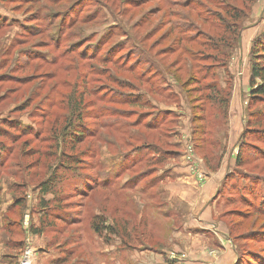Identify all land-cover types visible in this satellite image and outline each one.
<instances>
[{
  "label": "rangeland",
  "instance_id": "1",
  "mask_svg": "<svg viewBox=\"0 0 264 264\" xmlns=\"http://www.w3.org/2000/svg\"><path fill=\"white\" fill-rule=\"evenodd\" d=\"M186 2L0 0V242L15 264L182 263L194 205L168 188L180 168L194 197L217 195L225 264H264L263 134L247 135L236 167L248 114L264 109L247 106L264 0ZM221 5L247 14L227 63L197 45L222 34ZM211 82L206 101L195 89Z\"/></svg>",
  "mask_w": 264,
  "mask_h": 264
},
{
  "label": "trees",
  "instance_id": "2",
  "mask_svg": "<svg viewBox=\"0 0 264 264\" xmlns=\"http://www.w3.org/2000/svg\"><path fill=\"white\" fill-rule=\"evenodd\" d=\"M190 0H187L185 5H189ZM218 7V6H217ZM222 8H217V10L220 12H216L215 15L216 21L223 26L222 28V34L219 36H216L214 38H208L207 40L202 41L201 44H197L199 47V53L200 55H203L204 48L206 50H210L213 52V54L209 53V57H220L221 59H224L227 63L230 54L226 53L224 49L232 50L234 48V44L237 42L238 32H239V24L238 22H242L243 18L246 17V11L244 8L239 9L234 6H219ZM216 10V11H217ZM213 15V14H211ZM209 17L203 18V23L208 22ZM201 32V31H200ZM228 37V38H227ZM230 39V40H229ZM204 42V43H203ZM222 44L223 51L219 50V45ZM168 49H161L158 52V55L160 57H166L168 55ZM196 73L200 75L202 79L210 78L212 79V76L210 74V68L208 67H198L196 66ZM258 81V82H257ZM249 88L250 93L248 96V107L251 109L254 105H264V41L258 38L254 41L252 44L251 50H250V79H249ZM196 92L202 95L203 99L206 101L212 100V97L216 100L217 94H218V88L214 84V82H211L210 84H207V86H200L198 89H195ZM207 92V95L203 96L204 93ZM223 101V100H221ZM202 114L200 118H198L200 121H205L204 118V110L200 111ZM71 129V126L68 128ZM253 133H257L255 135V138L253 139V142H260L262 139L258 136L259 133L264 135V109H256L254 112H250L248 114V118L246 120V129L243 131L241 135V144L239 153L236 158V167L242 166L243 162L241 161V153L244 149L247 139V135H252ZM73 135L76 137H81L80 134H72L71 132L65 133L63 136H69ZM263 141V140H262ZM264 158V157H263ZM226 179V178H225ZM43 191L47 193L49 191V186L45 185ZM233 215L239 216L240 212H232ZM236 213V214H234ZM95 219L99 222V224H93L94 232L101 233V229L104 228L105 224L103 222V218L101 215L95 216ZM6 232L7 229L4 228ZM107 230V228H106ZM108 231H111L108 229ZM239 260V259H238ZM239 261H237L236 264H238Z\"/></svg>",
  "mask_w": 264,
  "mask_h": 264
},
{
  "label": "crops",
  "instance_id": "3",
  "mask_svg": "<svg viewBox=\"0 0 264 264\" xmlns=\"http://www.w3.org/2000/svg\"><path fill=\"white\" fill-rule=\"evenodd\" d=\"M253 33L254 32H252L250 29L247 35H244V38L247 37L249 42L253 37ZM248 54L249 52L246 55V61H248L249 58ZM175 171V175L177 176L176 183L179 184V188L174 187V185L168 188H170V191L178 192V195L186 198L190 202L192 201L191 203H193L194 205L190 210L191 213L189 214L187 220L184 223V229L187 230V233L189 234H187L188 237L192 235V238L190 237L188 244L183 247V252L180 249L178 250L185 255V259L180 264H225L226 258L232 259V254L229 253V250L225 245L224 241L226 240L227 242H229V244L231 242L229 241L225 233L221 232L219 225L216 222L212 221L210 216V208L209 205H207L210 204V201H212L217 195L214 194L209 199V201H206L204 203L201 198L194 197V190H192L193 188L191 186H188L186 184L184 185L182 183L185 178H188L186 171H184L182 168L176 169ZM210 179V181H214L212 176L210 177ZM220 184L221 180L217 185V191ZM3 247L4 245L0 242V264L18 263L20 255L16 252L8 251V249L5 247L4 251L2 249ZM230 249L234 251L232 247ZM145 259L150 260V262L145 261ZM233 259H236V256ZM50 261L51 260L47 259L46 257L44 258L42 256H34L31 264H50ZM53 261L56 262L55 260ZM140 264L164 263L162 261V258L159 256L144 254L143 256H141ZM230 264H235V260Z\"/></svg>",
  "mask_w": 264,
  "mask_h": 264
}]
</instances>
